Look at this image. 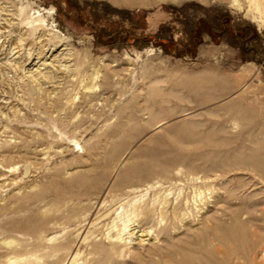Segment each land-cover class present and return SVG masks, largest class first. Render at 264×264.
Instances as JSON below:
<instances>
[{"label": "rangeland", "instance_id": "374dc122", "mask_svg": "<svg viewBox=\"0 0 264 264\" xmlns=\"http://www.w3.org/2000/svg\"><path fill=\"white\" fill-rule=\"evenodd\" d=\"M16 257L264 264V0H0Z\"/></svg>", "mask_w": 264, "mask_h": 264}, {"label": "bare ground", "instance_id": "6f19581e", "mask_svg": "<svg viewBox=\"0 0 264 264\" xmlns=\"http://www.w3.org/2000/svg\"><path fill=\"white\" fill-rule=\"evenodd\" d=\"M255 2H257V0H254ZM260 147V146H259ZM58 185V184H57ZM74 186V185H73ZM65 192V191H64ZM200 193V192H199ZM201 194V193H200ZM199 194V195H200ZM57 195V194H56ZM202 195V194H201ZM130 208H132V210L133 211H135V215L139 218V215H141V214H144L143 212L145 211L146 213L144 214L145 215V217H147V216H150V214H151V212H156L157 211V209L158 208H156V206L155 207H153L152 208V210H146V208L145 207H137V206H131ZM142 209V210H141ZM126 215H127V217H130L131 216V210L130 209H128L127 211H126ZM143 215V216H144ZM155 216V215H154ZM131 219V218H130ZM39 224V223H38ZM41 224V223H40ZM40 226V225H39ZM131 226L129 225H125V228L124 229H121V230H119L118 231V238H120V239H124V237H123V233H126L127 232V229L128 228H130ZM45 230V229H44ZM127 234V233H126ZM119 239V240H120ZM97 248V247H96ZM95 248V249H96ZM12 253V252H11ZM127 256V255H126ZM27 261V260H26ZM17 262H19L18 261V258L16 257V258H14V259H12L11 261H10V263L9 264H16Z\"/></svg>", "mask_w": 264, "mask_h": 264}]
</instances>
